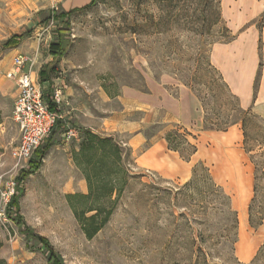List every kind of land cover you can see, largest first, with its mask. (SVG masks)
I'll use <instances>...</instances> for the list:
<instances>
[{"label":"rangeland","instance_id":"374dc122","mask_svg":"<svg viewBox=\"0 0 264 264\" xmlns=\"http://www.w3.org/2000/svg\"><path fill=\"white\" fill-rule=\"evenodd\" d=\"M34 2L0 0V260L264 264V228L255 233L249 225L264 217V122L240 111L210 62L212 46L243 32L264 0H98L72 13L58 2L35 12ZM14 51L33 60L44 101L60 117L19 165L12 156L19 143L15 89L4 78ZM55 90L59 107L51 101ZM231 117L238 123L225 132L211 126ZM66 129L78 131L69 143ZM86 131L121 144L130 177L91 239L66 200L87 194L72 162ZM173 132L196 147L189 161L167 149ZM199 164L211 183L190 184Z\"/></svg>","mask_w":264,"mask_h":264},{"label":"trees","instance_id":"16d2710c","mask_svg":"<svg viewBox=\"0 0 264 264\" xmlns=\"http://www.w3.org/2000/svg\"><path fill=\"white\" fill-rule=\"evenodd\" d=\"M97 2L98 0H91L88 5L80 9H73L69 13L91 8ZM263 16L264 13L260 19H262ZM240 111L251 113L250 110H243L242 108ZM255 117L260 119L257 116ZM237 123L238 120L231 117V119H226L222 125L223 127L213 124H211V126L214 127L215 130L225 132L229 127ZM241 123L243 124L242 121ZM165 141L167 149L178 153L183 161H189L197 152L196 147L190 144L185 139L184 135H180L177 132L167 135ZM125 158V149L113 138L101 137L88 131L82 133L77 149L72 152V162L80 171L86 182L87 194L67 195L66 200L73 217L88 239L95 236L106 224L112 213L113 207L116 205L124 187L127 185V181L130 177L126 169ZM201 180L211 183V178L207 169L202 164H199L192 170L190 184H194ZM211 185L215 187L214 184ZM114 195L116 199L112 200ZM11 203L12 198L8 205ZM228 210L231 211L229 208ZM263 221L264 217L261 218L258 223L253 224L249 218V225L252 229H257L262 225ZM233 224L237 227L235 215ZM1 247L2 243L0 241V248ZM199 252L201 253V251ZM0 264L6 263L0 260Z\"/></svg>","mask_w":264,"mask_h":264},{"label":"crops","instance_id":"0c3cea01","mask_svg":"<svg viewBox=\"0 0 264 264\" xmlns=\"http://www.w3.org/2000/svg\"><path fill=\"white\" fill-rule=\"evenodd\" d=\"M91 0H35L31 9L40 12H49V6L53 8V2L60 3L64 12L82 8L90 3ZM264 13L262 9L250 17L243 25L248 27L237 37L226 43L214 44L210 51V62L214 69L221 75L229 91L235 96L243 110H250L255 116L264 121V21L262 22L260 32L256 28V21ZM256 21V22H255ZM18 51H14L10 57L9 68L11 69V59ZM37 78V73H34ZM6 79V78H5ZM6 86L15 89L13 82L7 80ZM16 96V90H15ZM233 202L240 204L244 201L235 197ZM238 202V203H237ZM242 205V204H241ZM244 207V203L242 205ZM242 207V209H243ZM240 226L245 224L244 210L239 209L238 214ZM240 217L242 222H240ZM249 226V225H248ZM263 224L255 230L258 233Z\"/></svg>","mask_w":264,"mask_h":264},{"label":"built area","instance_id":"2783aa9c","mask_svg":"<svg viewBox=\"0 0 264 264\" xmlns=\"http://www.w3.org/2000/svg\"><path fill=\"white\" fill-rule=\"evenodd\" d=\"M34 65L28 55L16 54L11 59V69L5 74V78L13 82L16 90L11 119L19 133V143L12 151L17 165L31 159L44 139L55 130L60 118L44 101L43 92L32 71ZM51 101L58 107L63 104L59 90H55ZM77 136L78 131L75 129H66L62 139L69 143Z\"/></svg>","mask_w":264,"mask_h":264},{"label":"bare ground","instance_id":"6f19581e","mask_svg":"<svg viewBox=\"0 0 264 264\" xmlns=\"http://www.w3.org/2000/svg\"><path fill=\"white\" fill-rule=\"evenodd\" d=\"M225 2V1H224ZM230 3V2H229ZM236 5V4H235ZM237 6V5H236ZM235 8V7H234ZM233 8V9H234ZM236 9V8H235ZM243 9V8H242ZM236 12V11H235ZM226 13V12H225ZM231 13V12H230ZM229 13V14H230ZM236 14H237V12H236ZM228 16V15H227ZM230 16V15H229ZM225 17H226V15H225ZM229 19V18H228ZM239 19V18H238ZM234 21V20H233ZM232 22V21H231ZM236 23H238V21H235ZM240 25V24H239ZM235 26H237V25H235ZM236 29V28H235ZM240 222H242V218L240 217Z\"/></svg>","mask_w":264,"mask_h":264}]
</instances>
